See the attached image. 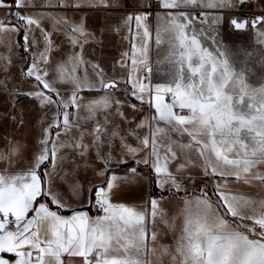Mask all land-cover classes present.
I'll return each instance as SVG.
<instances>
[{"label":"snow or ice","instance_id":"1","mask_svg":"<svg viewBox=\"0 0 264 264\" xmlns=\"http://www.w3.org/2000/svg\"><path fill=\"white\" fill-rule=\"evenodd\" d=\"M159 2L165 15L158 18L155 44L167 46L163 61H158L167 65V71L166 82L152 86L145 83L149 78L142 74L152 71L148 65L151 33L145 23L147 14L128 15L124 20L126 26L135 21L139 44H133L130 71L121 80L85 61L81 52H73L52 66L50 53L57 46L41 23L47 19L54 27L67 24L60 31L73 49H82L92 37L86 20L69 21L66 16L41 13L70 7H109L108 0H42L39 6L36 0H12L11 4L0 0V8L12 13L0 20V44L4 34L22 33L24 51L37 48L21 74L33 85L25 93L27 98L47 110L42 117L47 125L27 168L13 170L12 157L18 155L15 146H10L7 154L0 152V160L9 164L0 171V264H74V258L79 264H152L151 256L157 254L158 259L168 256L170 264H264V196L256 198L231 188L233 181L264 186V78L258 86L253 85L243 70L236 69L226 50H210L205 30L194 28L196 17L184 11L190 7H231L232 0ZM248 2L239 0L241 4ZM200 22L208 23L206 19ZM220 22L219 18L211 21ZM230 23L234 30L245 31L264 25V16L251 21L232 19ZM41 42L43 50H39ZM120 67L127 69L129 65L121 62ZM0 87L19 95L6 84ZM62 89L68 99L61 95ZM86 91L104 95L85 100L82 93ZM165 96L170 102H165ZM146 97L154 112L138 121L123 113L122 108L128 106L135 115L140 109L129 101L135 99L143 105ZM114 115L120 116L123 124L136 127L122 130L110 119ZM17 122L23 123L22 114ZM128 137L136 141L134 146L127 142ZM86 138L90 139L85 142ZM117 143L119 156L113 155ZM69 149L86 168L104 178L102 185H90L83 193L101 215L93 217L71 208L57 185V177L67 183L59 176L58 161L69 160L63 154ZM92 153L103 167L89 163ZM193 154L200 160V175L207 182L199 189V196L183 201L182 224L174 247L157 248L156 220L175 231V218L169 224L154 199L148 201L147 208L112 203L111 192L118 181L129 179L117 177L113 170L131 159L134 166L129 172L133 176L143 165L152 169L158 187L180 192L186 190L182 180L195 183L188 171L197 166L191 159ZM69 162L75 164L74 160ZM217 177L212 185L213 201L208 183ZM69 188L73 195L82 194L79 181ZM65 211L71 214L65 216ZM225 217L234 218L236 226ZM41 224L47 225L43 239Z\"/></svg>","mask_w":264,"mask_h":264},{"label":"rangeland","instance_id":"2","mask_svg":"<svg viewBox=\"0 0 264 264\" xmlns=\"http://www.w3.org/2000/svg\"><path fill=\"white\" fill-rule=\"evenodd\" d=\"M9 4L12 0H7ZM55 0H53V3ZM74 3L75 0H72ZM42 3V0H36L37 6ZM109 7H70L59 10L44 11L41 15L44 16H66L69 21L86 20V28L92 34L89 42L83 45V48L73 49L60 29H66L67 24H60L54 27V24L47 19L41 21L43 28L51 35L57 46L56 50L50 53L51 65L55 66L58 61H62L70 56L73 52H81L83 59L90 63L98 64L108 76H116L122 78L127 71H130L129 56L133 51V44H139L137 37V28L133 20L130 25L124 23L128 15L147 14L145 23L148 25L151 33L149 40L148 63L152 62V74L158 83H165V72L167 65H156L154 58L159 53L166 51V45L157 46L155 44L156 30L159 25V19L165 14V10L161 7L159 0H108ZM15 9H13V12ZM185 12L196 17L193 27L196 29H204V36L207 38L205 43L210 46V50L215 47H220L226 50L229 59L238 71L243 70L250 83L258 86L262 78H264V25L257 28L249 27L246 31H235L230 23L231 19L239 14H244L252 18L256 14L264 16V0H254L252 3L240 6L237 0H232L231 7L210 9L207 7L186 8ZM244 11L243 13H239ZM7 8H0V20L11 15ZM29 14V13H24ZM219 18V24H212L211 21ZM206 19L208 23L201 24V20ZM15 21L13 20V23ZM36 38L41 40L39 31L35 33ZM31 39V37H30ZM3 44H0V85H7V89L18 92L19 95L10 94L9 91L0 87V152L7 154L10 146H15L18 150V155L12 157L13 170H22L27 168L28 162L32 154L39 146V140L42 134V128L47 125V120L42 121V117L46 109L38 107V102L27 98L25 93L33 88V85L28 83L21 74V69H26L27 62L37 48H31L29 52H25L21 47L23 44V35L16 33H7L2 36ZM43 43L39 44V50H43ZM128 53V56L124 54ZM124 62L129 65V68H121L120 63ZM91 75L92 70L88 68ZM152 85V84H150ZM123 86V84H121ZM153 86V85H152ZM130 87V85H129ZM61 95L68 99V93L62 89ZM85 100L98 98L104 95L103 92L82 93ZM121 99H124L120 93H116ZM146 97L145 103L140 105L135 99H131L129 103L137 104L139 111L134 115L130 107L124 106L122 111L124 114L135 120H140L141 117L154 112V108H150ZM165 102H170L168 96H165ZM74 111V109H68ZM22 114L23 123H18ZM102 119V118H101ZM110 119L114 124L121 125L122 130L136 127L135 124H123L120 116L114 115ZM91 127V124L87 125ZM180 139L179 137H174ZM90 138H86L85 142ZM187 139L186 137L184 138ZM130 145H135L136 141L132 137H128L127 141ZM121 149L119 144H116L113 155L119 156ZM69 157V160H74L75 164L69 160L58 161L61 170L59 176L64 177L67 183L62 182L57 177V185L64 195L66 202L71 208L78 211H87L90 216L101 215L97 209L91 206L90 201L86 198V190L90 185L100 186L103 184L104 178L96 175L92 168H86L80 157L75 156L71 150H65L63 153ZM141 156L144 153H140ZM89 163L96 168H101L103 165L96 163L94 153L89 156ZM194 167L188 171L195 177V183L189 180H182L185 191L175 192L169 190L167 186L164 189L158 187L157 180L152 169L143 165L138 166V174L132 175L129 168L134 166L131 159L127 164L118 165L114 168L113 174L123 178L128 176L127 181H118L117 186L111 192V202L115 204H124L133 208H147L150 199L157 200L159 208L165 213V218L168 223H173L175 218V231L170 230L158 218L156 220L154 230L159 233L157 244L168 245L174 247L176 235L179 233L182 219L180 213L183 209V201L188 198H195L200 195L199 189L204 186L206 179L200 175L201 163L195 154L191 157ZM79 165V168H76ZM8 161L0 160V171L8 168ZM65 172L68 173L65 176ZM219 178H213L211 183H208V191L211 194L213 201L216 196L212 194V185ZM75 181H79L83 186L82 194L79 196L73 195L70 192L69 185ZM231 188L234 192L245 195H250L256 198L264 196V186L255 182L252 186L245 185L241 182L233 181ZM94 199V197L92 198ZM222 212V210H221ZM70 212H63V215H70ZM31 215V214H30ZM230 222L234 218L225 217ZM250 225V222H248ZM232 226L236 224L233 222ZM41 238L47 235V225L39 226ZM151 230V229H150ZM242 230V229H241ZM157 255L151 256L152 264H170V258L164 256L157 258ZM74 264H79V259L74 258Z\"/></svg>","mask_w":264,"mask_h":264},{"label":"crops","instance_id":"3","mask_svg":"<svg viewBox=\"0 0 264 264\" xmlns=\"http://www.w3.org/2000/svg\"><path fill=\"white\" fill-rule=\"evenodd\" d=\"M165 15V14H164ZM163 15V16H164ZM162 16V17H163ZM166 55V51H164V52H162V53H159L158 52V54L156 55V57L154 58V63L156 62V65H165V64H162V63H158V61H163V59H164V56ZM148 65H149V67H151V69H152V62L151 63H148ZM143 75H145V76H147L149 79L148 80H146L145 81V83L146 84H152L153 86L155 85V84H157L158 83V81L157 80H155V77H154V75L152 74V72H144V73H142Z\"/></svg>","mask_w":264,"mask_h":264},{"label":"water","instance_id":"4","mask_svg":"<svg viewBox=\"0 0 264 264\" xmlns=\"http://www.w3.org/2000/svg\"><path fill=\"white\" fill-rule=\"evenodd\" d=\"M263 15H261V14H256V15H254L252 18H249L248 16H246V15H244V14H239V15H237V16H235V17H233L232 19H237V18H239V19H242V20H245V21H251V20H254V19H256L257 17H262ZM231 19V20H232ZM233 27V26H232ZM258 27V26H257ZM257 27H254V28H257ZM249 28V27H248ZM247 28V29H248ZM251 28H253V27H251ZM234 29V28H233ZM235 31H237V30H235ZM246 31V30H245ZM238 32H240V31H238Z\"/></svg>","mask_w":264,"mask_h":264},{"label":"built area","instance_id":"5","mask_svg":"<svg viewBox=\"0 0 264 264\" xmlns=\"http://www.w3.org/2000/svg\"><path fill=\"white\" fill-rule=\"evenodd\" d=\"M254 0H250V2H248V3H243V4H241V3H239V0H237V2H238V4L240 5V6H244V5H247V4H250V3H252ZM244 11H240L239 13H243ZM168 100H170V97L168 96Z\"/></svg>","mask_w":264,"mask_h":264}]
</instances>
